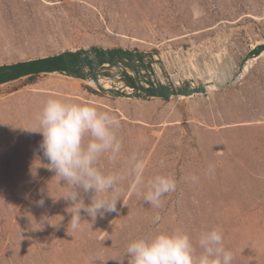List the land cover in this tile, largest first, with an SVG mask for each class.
<instances>
[{
	"label": "rangeland",
	"instance_id": "obj_1",
	"mask_svg": "<svg viewBox=\"0 0 264 264\" xmlns=\"http://www.w3.org/2000/svg\"><path fill=\"white\" fill-rule=\"evenodd\" d=\"M262 44L264 0H0V65L82 48L139 50L162 56L153 58V83L158 73L173 85L182 71L177 84L195 88L215 73L237 77L246 65L236 81L214 80L205 94L182 99L116 98L50 75L0 86V264H127L131 240L177 226L194 243L219 226L232 264H264V54L245 62ZM49 97L91 102L118 117L121 156L102 157L104 170L123 169L136 153L145 179L171 173L176 191L156 209L129 176L118 212L94 223L82 212L72 231L71 203L60 198L67 189L47 168L41 134L26 131Z\"/></svg>",
	"mask_w": 264,
	"mask_h": 264
},
{
	"label": "clouds",
	"instance_id": "obj_2",
	"mask_svg": "<svg viewBox=\"0 0 264 264\" xmlns=\"http://www.w3.org/2000/svg\"><path fill=\"white\" fill-rule=\"evenodd\" d=\"M120 127L114 113L100 110L91 102L49 97L35 116L32 129L26 130L41 134L39 149L48 161L47 168L67 189L60 198L71 203L72 211H66L71 214L67 226L72 231L80 228L84 220L82 212L93 223L98 216L118 212L122 184L129 176L133 177V187L142 201L156 209L163 206L166 195L177 189L171 173L145 179V161L136 153L121 170L106 171L101 167L104 156L113 163L120 159L123 147L118 135ZM164 163L162 159L161 167ZM89 193V202L85 203ZM44 202L43 198L37 201L40 206ZM160 219L159 215L155 217L156 221ZM124 257L127 264H232L234 260L233 252L225 247L224 231L219 226L200 232L195 243L182 226L143 234L126 245Z\"/></svg>",
	"mask_w": 264,
	"mask_h": 264
},
{
	"label": "water",
	"instance_id": "obj_3",
	"mask_svg": "<svg viewBox=\"0 0 264 264\" xmlns=\"http://www.w3.org/2000/svg\"><path fill=\"white\" fill-rule=\"evenodd\" d=\"M263 52L264 44L252 49L245 57V61L260 56ZM154 57L162 56L121 48L67 50L56 55L0 65V86L34 76L50 75L93 82L96 84L95 88L116 98L168 100L192 98L206 93L202 86L190 88L189 85L184 87L172 84L155 85L149 75L145 78L147 81L141 80L140 74H146L148 71L153 74L151 68L154 65L152 62ZM104 82L115 83L122 88L106 90ZM127 89L135 93H125Z\"/></svg>",
	"mask_w": 264,
	"mask_h": 264
},
{
	"label": "bare ground",
	"instance_id": "obj_4",
	"mask_svg": "<svg viewBox=\"0 0 264 264\" xmlns=\"http://www.w3.org/2000/svg\"><path fill=\"white\" fill-rule=\"evenodd\" d=\"M264 54V52L261 54V55H263ZM260 55V56H261ZM254 58V57H253ZM251 60L252 59H250L248 62H247V64L248 63H250L251 62ZM246 62V61H245ZM246 70V65H244L242 68H241V70H240V72H239V74L237 75V77L235 76V74L233 73V72H228V73H224V72H221L220 74H218V73H215L214 74V78H209V77H206L204 80V84H200V83H198L199 85H198V87H200V86H202V87H207L208 85H210V84H215V82H214V80H220V79H222V81L221 82H226L227 81V79L228 78H232V77H234L233 79L236 81L239 77H241V75L244 73V71ZM223 71V70H222ZM147 74V76L148 75H150V73H149V71L146 73ZM157 79L159 80L158 82H156V83H153V84H155V85H159V84H163V85H167V83H166V81L163 79V77L161 78L160 77V75L157 73ZM185 74H184V72H182V71H180L179 72V74L178 75H172V83H173V85H175V86H177V87H180L178 84H177V82H180V81H182L183 80V78H185V76H184ZM228 75V76H227ZM141 80H142V78H141ZM144 81H146V80H144ZM199 81V80H198ZM90 83V82H89ZM91 84H94L93 82H91ZM100 84H101V81H100ZM207 84V85H206ZM96 85V84H95ZM186 86V85H185ZM181 87H184V85L183 86H181ZM190 88H195V87H193V85H190L189 86ZM206 91V90H205Z\"/></svg>",
	"mask_w": 264,
	"mask_h": 264
},
{
	"label": "trees",
	"instance_id": "obj_5",
	"mask_svg": "<svg viewBox=\"0 0 264 264\" xmlns=\"http://www.w3.org/2000/svg\"><path fill=\"white\" fill-rule=\"evenodd\" d=\"M36 79H38V77L34 76V77L27 78L25 81L33 82V81H35Z\"/></svg>",
	"mask_w": 264,
	"mask_h": 264
}]
</instances>
